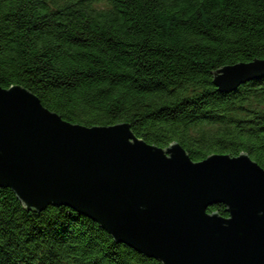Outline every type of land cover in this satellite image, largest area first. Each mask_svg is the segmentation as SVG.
Listing matches in <instances>:
<instances>
[{"label": "trees", "instance_id": "trees-1", "mask_svg": "<svg viewBox=\"0 0 264 264\" xmlns=\"http://www.w3.org/2000/svg\"><path fill=\"white\" fill-rule=\"evenodd\" d=\"M254 59L264 0H0L1 87L28 89L67 122L129 123L195 162L247 153L264 168V78L228 92L212 81ZM0 264L162 263L74 208H27L0 186Z\"/></svg>", "mask_w": 264, "mask_h": 264}, {"label": "water", "instance_id": "water-1", "mask_svg": "<svg viewBox=\"0 0 264 264\" xmlns=\"http://www.w3.org/2000/svg\"><path fill=\"white\" fill-rule=\"evenodd\" d=\"M253 78L264 60L220 67L212 81L228 92ZM0 186L27 208H74L162 264H264V168L247 153L195 162L129 123L67 122L19 85L0 86Z\"/></svg>", "mask_w": 264, "mask_h": 264}]
</instances>
